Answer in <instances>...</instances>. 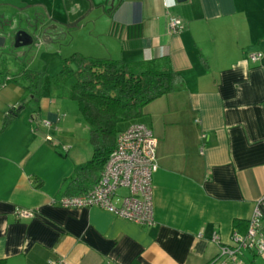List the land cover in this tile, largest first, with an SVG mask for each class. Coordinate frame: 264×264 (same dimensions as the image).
Returning a JSON list of instances; mask_svg holds the SVG:
<instances>
[{
    "label": "crops",
    "instance_id": "1",
    "mask_svg": "<svg viewBox=\"0 0 264 264\" xmlns=\"http://www.w3.org/2000/svg\"><path fill=\"white\" fill-rule=\"evenodd\" d=\"M60 3L63 15L51 13L52 21L92 38L83 56L166 57L182 77L138 121L158 142L154 223L59 206L63 181L85 161L66 143L74 129L52 98L56 89L19 109L24 90L0 82V130L7 111L19 109L0 132V264H216L220 247L245 233L264 196V0ZM171 19L179 31L170 30ZM124 194L118 191L115 206ZM17 208L34 216L18 220ZM235 257L227 264H264V253Z\"/></svg>",
    "mask_w": 264,
    "mask_h": 264
},
{
    "label": "trees",
    "instance_id": "2",
    "mask_svg": "<svg viewBox=\"0 0 264 264\" xmlns=\"http://www.w3.org/2000/svg\"><path fill=\"white\" fill-rule=\"evenodd\" d=\"M0 82L15 83L24 90L27 101L23 100L19 109L31 99L39 101L46 97L51 87L61 99L76 103L89 127L91 155L63 181L65 195H79L91 189L115 147L117 135L137 123L147 105L175 92L183 84L182 77L166 57L124 61L79 53L64 59L60 71L52 77L23 69L14 78L3 76ZM19 109L12 107L7 111L0 132L12 122ZM122 124L126 126L120 127ZM247 226L248 221L246 229Z\"/></svg>",
    "mask_w": 264,
    "mask_h": 264
},
{
    "label": "built area",
    "instance_id": "3",
    "mask_svg": "<svg viewBox=\"0 0 264 264\" xmlns=\"http://www.w3.org/2000/svg\"><path fill=\"white\" fill-rule=\"evenodd\" d=\"M172 32L181 29L180 22L171 19ZM260 54H250L249 59L258 61ZM47 128L51 122H44ZM157 139L153 132L142 123H132L121 131L115 142L103 170L94 186L79 195H65L56 203L63 208L98 207L113 215L128 220L139 226L154 223L152 203V175L158 164L156 158ZM119 190H124L119 206L113 204ZM264 205V196L259 200L243 235L234 233L230 245L221 246L216 264L234 261L242 251L264 253V233L261 231L262 213L259 206ZM16 219H29L34 216L31 210L15 209ZM47 264H60L48 261Z\"/></svg>",
    "mask_w": 264,
    "mask_h": 264
},
{
    "label": "rangeland",
    "instance_id": "4",
    "mask_svg": "<svg viewBox=\"0 0 264 264\" xmlns=\"http://www.w3.org/2000/svg\"><path fill=\"white\" fill-rule=\"evenodd\" d=\"M2 1L3 5L0 6L2 32L8 35L9 32L17 34L26 31L33 39L29 45L18 46L13 35L12 38L6 37L4 46L0 48V75L6 79L16 77L23 69L52 77L60 71L64 59L74 53L83 54L87 44L88 46L93 45L91 37L83 41L84 32H81L83 34L80 36L71 25H63L65 23L59 20L52 21L51 13L57 16L63 15L62 10L64 9L60 3L62 0H56L57 2L54 0ZM98 1L94 0V2ZM10 84L13 83H9V86ZM53 88H50L52 92ZM52 98L61 106V111L68 116L74 129L72 136L67 137L66 143L71 144L82 161H87L91 155L89 127L82 120L76 103L61 99L56 94H53ZM24 101L26 102L27 99ZM27 107L30 109V106ZM77 118H79V124ZM124 126L126 125H120V127Z\"/></svg>",
    "mask_w": 264,
    "mask_h": 264
},
{
    "label": "water",
    "instance_id": "5",
    "mask_svg": "<svg viewBox=\"0 0 264 264\" xmlns=\"http://www.w3.org/2000/svg\"><path fill=\"white\" fill-rule=\"evenodd\" d=\"M182 1L184 0H177V2H182ZM12 35L14 36L13 39H15L16 42L18 43V46L29 45L33 41L32 36L26 31L18 32L17 34L16 32H13V33L9 32L7 35V34H4L2 30L0 29V48L4 46L6 37L8 36L9 38H12ZM24 39H29V40L26 42L24 41Z\"/></svg>",
    "mask_w": 264,
    "mask_h": 264
},
{
    "label": "flooded vegetation",
    "instance_id": "6",
    "mask_svg": "<svg viewBox=\"0 0 264 264\" xmlns=\"http://www.w3.org/2000/svg\"><path fill=\"white\" fill-rule=\"evenodd\" d=\"M28 40H29V39H24V41H26V42H27Z\"/></svg>",
    "mask_w": 264,
    "mask_h": 264
}]
</instances>
